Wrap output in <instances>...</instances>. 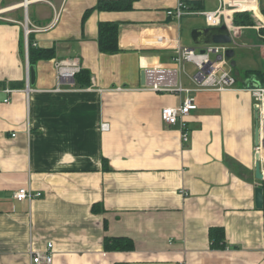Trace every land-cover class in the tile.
Returning a JSON list of instances; mask_svg holds the SVG:
<instances>
[{"label": "crops", "instance_id": "1", "mask_svg": "<svg viewBox=\"0 0 264 264\" xmlns=\"http://www.w3.org/2000/svg\"><path fill=\"white\" fill-rule=\"evenodd\" d=\"M20 1L0 0V88L13 89L0 91V264H36L32 253L45 251L50 264H264V209L254 201L264 186L254 176L257 154L264 173V118L251 93L143 86L144 69L171 65L179 46L201 50L191 31L208 26L201 12L221 8L233 55L210 59L237 87H264V0H184L191 14L180 19L166 14L177 0L117 10L51 0L26 16L7 8ZM242 15L251 23L235 24ZM24 22L28 45L52 53L35 61L32 86ZM99 22L116 24V53L99 51ZM62 59L87 69L89 84L60 83ZM196 74L182 63L181 85L193 89ZM189 97L197 107L183 117V141L161 111ZM21 187L40 195L19 201ZM210 227L223 228L222 247L210 245ZM106 237H127L134 249L106 250Z\"/></svg>", "mask_w": 264, "mask_h": 264}, {"label": "built area", "instance_id": "2", "mask_svg": "<svg viewBox=\"0 0 264 264\" xmlns=\"http://www.w3.org/2000/svg\"><path fill=\"white\" fill-rule=\"evenodd\" d=\"M45 2L49 5H53L51 0H21L20 2L13 4L7 8H21L23 14L26 16L28 6L34 2ZM167 15L174 16L180 19L182 16L191 14L184 0H177L176 6L173 9H168L166 11ZM205 21L208 26H219L222 23V9L218 8L214 11H203ZM29 33L28 25L24 22V36L25 42ZM227 44H207L203 45L201 50H196L194 48H189L185 46H179L172 58L171 65L168 66H151L144 69V87L145 89L154 92H169V93H180L189 91H201V90H215V91H226V90H248L253 100L255 101V106L257 107V112L259 118H264V87L262 86H251L239 88L236 86V78L227 71H222L218 73V62L212 61L209 57L211 53L220 54L227 49ZM27 48L28 43L26 42L25 56H26V73H28L27 66ZM185 62H192L197 68V74L192 78L195 82V87L185 88L181 85L179 81V75L181 70V64ZM81 67L78 63L71 61L69 59H62L55 63L56 77L60 83L65 82L72 84L71 81L74 76L80 71ZM28 82V75L26 77ZM59 89V88H58ZM30 90L27 83L25 91L28 93ZM5 94H10L13 89L8 87L0 88ZM9 100L6 97L3 101L7 102ZM197 106L193 98L189 97L183 100L179 107H165L161 111V119L169 124H178L181 131V138L183 141L187 140L186 126L183 122V117L187 115L191 110L195 109ZM102 128H106V124L102 125ZM39 192H32L29 187L19 188L15 194L14 198L21 201L25 199H32L34 196H39ZM51 243L47 245L50 249ZM33 263L36 264H50L52 261V256L48 251L32 253Z\"/></svg>", "mask_w": 264, "mask_h": 264}, {"label": "trees", "instance_id": "3", "mask_svg": "<svg viewBox=\"0 0 264 264\" xmlns=\"http://www.w3.org/2000/svg\"><path fill=\"white\" fill-rule=\"evenodd\" d=\"M132 0H114V1H99L96 8L99 10L104 9H129L131 7ZM191 3V2H189ZM191 7H188V9ZM264 13V11H263ZM242 19L239 17L234 18L235 24H250L251 21L246 18L247 15H242ZM97 43L99 51L105 54H113L118 50L117 43V26L113 22H99L98 23V35ZM52 53L49 49H37L33 50L32 44L29 39L28 45V56L29 64L34 65L37 59H48ZM249 74V72H247ZM75 84L79 86H84L89 84V75L87 69L81 68L80 71L74 76ZM96 205L91 207L92 212H97L98 209ZM264 209V186H263V208ZM208 236L210 240V245L214 248L222 247L224 244V230L222 227H210L208 230ZM104 248L106 250H133L134 244L131 239L127 237H106L104 239Z\"/></svg>", "mask_w": 264, "mask_h": 264}, {"label": "water", "instance_id": "4", "mask_svg": "<svg viewBox=\"0 0 264 264\" xmlns=\"http://www.w3.org/2000/svg\"><path fill=\"white\" fill-rule=\"evenodd\" d=\"M191 38L194 44H231L232 37L230 31L228 30V26L222 22L219 26H207L203 28H195L191 31ZM201 52H203L201 50ZM233 55V49L227 48L224 51V58L229 59ZM222 58V57H221ZM28 74H29V85H34L35 77H36V69L35 65H28ZM74 82V79L71 80ZM257 117V115H256ZM258 125L255 127V144L258 142ZM255 167H254V176L255 179L263 181L264 183V173L261 171L259 156L258 154L255 156ZM254 201L255 206L258 209H262L263 207V187L257 186L254 189Z\"/></svg>", "mask_w": 264, "mask_h": 264}, {"label": "rangeland", "instance_id": "5", "mask_svg": "<svg viewBox=\"0 0 264 264\" xmlns=\"http://www.w3.org/2000/svg\"><path fill=\"white\" fill-rule=\"evenodd\" d=\"M39 2H41V1H39ZM34 3H38V2H34ZM186 20H188V19H187V18H185V21H186ZM192 45H193V44H191L190 46H192Z\"/></svg>", "mask_w": 264, "mask_h": 264}]
</instances>
